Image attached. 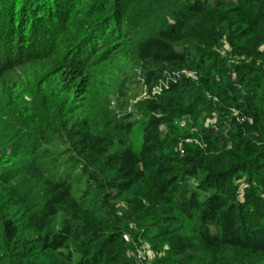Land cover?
Here are the masks:
<instances>
[{
    "label": "trees",
    "instance_id": "trees-1",
    "mask_svg": "<svg viewBox=\"0 0 264 264\" xmlns=\"http://www.w3.org/2000/svg\"><path fill=\"white\" fill-rule=\"evenodd\" d=\"M45 252L264 264V0H0V264Z\"/></svg>",
    "mask_w": 264,
    "mask_h": 264
},
{
    "label": "rangeland",
    "instance_id": "rangeland-1",
    "mask_svg": "<svg viewBox=\"0 0 264 264\" xmlns=\"http://www.w3.org/2000/svg\"><path fill=\"white\" fill-rule=\"evenodd\" d=\"M130 89L132 90V91H134V93L136 92L135 90H137L138 89V85H136V84H131V86H130ZM141 93L142 92H139V93H137V97H136V99H138V98H141ZM135 98V97H134ZM133 98V99H134ZM179 124L181 125V126H183V125H185L186 124V118L185 119H182L180 122H179ZM131 139H132V141L136 144H138V141H139V134H138V132L136 131V129H135V131H133V133H132V135H131ZM242 186H243V184H242ZM241 186V187H242ZM148 254H150L149 252L146 254V260L150 263V260H152V258L151 257H149L148 256ZM142 258V257H141ZM38 262H42V263H44V264H58V262L56 261V259L53 257V256H51V254H50V252H45V253H43V254H41L39 257H38ZM148 262H145L144 264H148Z\"/></svg>",
    "mask_w": 264,
    "mask_h": 264
},
{
    "label": "built area",
    "instance_id": "built-area-1",
    "mask_svg": "<svg viewBox=\"0 0 264 264\" xmlns=\"http://www.w3.org/2000/svg\"><path fill=\"white\" fill-rule=\"evenodd\" d=\"M146 95V92L145 91H143L142 93H141V97L142 96H145ZM210 121H213V119H211ZM213 128H214V126H212ZM215 129H216V127H215ZM194 142L195 143H197V140H194ZM246 186V184H243V187H245ZM124 237L126 238V239H128V235L127 234H124ZM146 251V252H145ZM150 253V254H148V256L149 257H151V258H153L154 257V255H155V252H152V250H150V249H147V250H144V251H140L139 252V258H141V259H145V257H146V254L147 253Z\"/></svg>",
    "mask_w": 264,
    "mask_h": 264
}]
</instances>
